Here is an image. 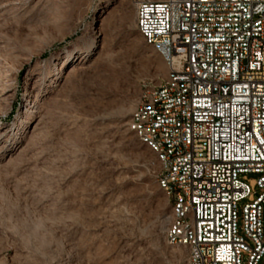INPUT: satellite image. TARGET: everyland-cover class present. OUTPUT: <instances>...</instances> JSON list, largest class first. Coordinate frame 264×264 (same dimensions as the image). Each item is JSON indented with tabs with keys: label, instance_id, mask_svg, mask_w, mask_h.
<instances>
[{
	"label": "rangeland",
	"instance_id": "rangeland-1",
	"mask_svg": "<svg viewBox=\"0 0 264 264\" xmlns=\"http://www.w3.org/2000/svg\"><path fill=\"white\" fill-rule=\"evenodd\" d=\"M136 16V0H0V264H188L128 128L169 72Z\"/></svg>",
	"mask_w": 264,
	"mask_h": 264
},
{
	"label": "built area",
	"instance_id": "built-area-1",
	"mask_svg": "<svg viewBox=\"0 0 264 264\" xmlns=\"http://www.w3.org/2000/svg\"><path fill=\"white\" fill-rule=\"evenodd\" d=\"M136 26L169 59L138 127L167 156L155 174L181 211L169 245L188 264L264 256V0H136ZM253 176V177H251ZM188 194L189 207H181Z\"/></svg>",
	"mask_w": 264,
	"mask_h": 264
},
{
	"label": "bare ground",
	"instance_id": "bare-ground-1",
	"mask_svg": "<svg viewBox=\"0 0 264 264\" xmlns=\"http://www.w3.org/2000/svg\"><path fill=\"white\" fill-rule=\"evenodd\" d=\"M138 21V11H137V16H136V22ZM138 31L140 35L143 37L145 43L147 45L153 46L154 49L167 61L169 65V59L167 57V54L163 49L160 48V45L157 44L156 42H152L150 38L148 37L147 31H143L142 28H138ZM164 80H169V72L168 76ZM145 101H146V93L142 95V98L136 105L134 111L132 112L130 121L128 123V128L130 131H132L139 139L140 141L147 145L149 149L155 154L156 156V170H162L165 167V163H167V156H165L164 153H162V150L159 149L158 146L153 145V141L150 140L149 138L144 136V130L139 129L138 127V115H140L143 111V108L145 106ZM157 182L160 186V188L165 192L166 196L169 198L170 206H171V211L169 216V221H168V229L169 230H176L178 229L180 222H181V211L176 210V206H173L171 204V194L169 192V187L166 184H163V179L160 176L156 175ZM180 204L181 207H189V196L188 194H180Z\"/></svg>",
	"mask_w": 264,
	"mask_h": 264
}]
</instances>
